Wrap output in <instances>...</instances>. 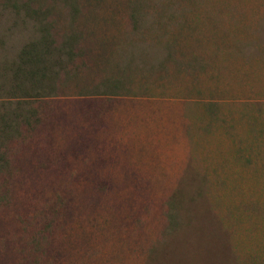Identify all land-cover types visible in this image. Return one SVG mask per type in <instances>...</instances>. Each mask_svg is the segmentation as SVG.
Returning a JSON list of instances; mask_svg holds the SVG:
<instances>
[{"label": "rangeland", "instance_id": "374dc122", "mask_svg": "<svg viewBox=\"0 0 264 264\" xmlns=\"http://www.w3.org/2000/svg\"><path fill=\"white\" fill-rule=\"evenodd\" d=\"M0 264H264V0H0Z\"/></svg>", "mask_w": 264, "mask_h": 264}, {"label": "trees", "instance_id": "16d2710c", "mask_svg": "<svg viewBox=\"0 0 264 264\" xmlns=\"http://www.w3.org/2000/svg\"><path fill=\"white\" fill-rule=\"evenodd\" d=\"M14 7L18 15L25 12V15L29 16V10L31 12L35 10L31 5H15ZM4 9L8 8L4 7ZM49 26L48 22H41V27L38 28L41 32L40 36L35 41L31 40L23 46L19 58L14 64L15 84L12 86L11 91L14 96L21 93L23 100H40L52 96L58 90L57 80L66 71L64 68L66 66L65 58H70L71 53L58 44L51 34L46 32ZM19 104L26 103L21 101ZM21 116L18 118H21Z\"/></svg>", "mask_w": 264, "mask_h": 264}]
</instances>
